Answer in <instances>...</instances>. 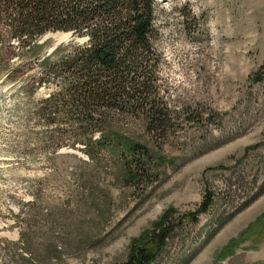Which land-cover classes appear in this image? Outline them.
<instances>
[{
  "label": "rangeland",
  "instance_id": "1",
  "mask_svg": "<svg viewBox=\"0 0 264 264\" xmlns=\"http://www.w3.org/2000/svg\"><path fill=\"white\" fill-rule=\"evenodd\" d=\"M158 3L153 80L178 115L153 136L138 119L121 122L144 153L115 148L92 158L72 136L55 147L51 126L34 113L53 77L27 92L23 78L34 80L36 57L69 38L48 31L36 50L4 48L0 264H123L132 240L171 206L176 228L153 264H264V0ZM29 62L6 79L11 66ZM125 162L137 180L124 174ZM208 192L210 206L192 219ZM229 243L232 253L220 257Z\"/></svg>",
  "mask_w": 264,
  "mask_h": 264
},
{
  "label": "trees",
  "instance_id": "2",
  "mask_svg": "<svg viewBox=\"0 0 264 264\" xmlns=\"http://www.w3.org/2000/svg\"><path fill=\"white\" fill-rule=\"evenodd\" d=\"M159 9L163 7L159 8L158 0H0V56L4 48L11 47L12 55H21L25 45L38 49L42 45L38 39L48 31L72 32L49 54L36 57L31 66L38 67L34 80L23 78L27 92L49 86L53 77L51 88L36 101L34 113L51 126L55 147L72 136L71 143L84 142L83 150L92 158L115 148L144 153L146 146L121 122L138 119L153 136L178 115L155 91L153 80L161 58L156 47ZM12 39L20 46L10 43ZM29 66L30 62L11 66L6 79H14L18 72L22 76ZM124 166L128 178H139L135 165L125 162ZM211 202L212 194L205 193L189 216L196 218ZM175 211V207L166 208L150 229L132 240L123 264L157 261L176 228ZM232 250L229 243L219 256Z\"/></svg>",
  "mask_w": 264,
  "mask_h": 264
},
{
  "label": "water",
  "instance_id": "3",
  "mask_svg": "<svg viewBox=\"0 0 264 264\" xmlns=\"http://www.w3.org/2000/svg\"><path fill=\"white\" fill-rule=\"evenodd\" d=\"M55 32H64V31H55ZM48 33H49V32H47L46 34H44V35L42 36V39L45 38V37L48 35ZM66 33H67V37H68V38L71 37V34H72L71 31H67ZM59 42H60V41L58 40V41L54 44V46H52V47L50 48L49 52H50V51L56 46V44H58Z\"/></svg>",
  "mask_w": 264,
  "mask_h": 264
},
{
  "label": "bare ground",
  "instance_id": "4",
  "mask_svg": "<svg viewBox=\"0 0 264 264\" xmlns=\"http://www.w3.org/2000/svg\"><path fill=\"white\" fill-rule=\"evenodd\" d=\"M52 35H54L56 38H58V39H62V38H64V37H67V33L65 32H58V33H56V34H54V33H51ZM49 35V34H48ZM66 39V38H65Z\"/></svg>",
  "mask_w": 264,
  "mask_h": 264
}]
</instances>
